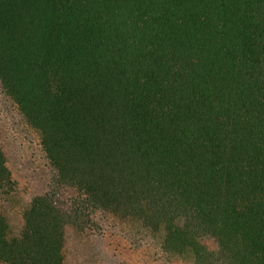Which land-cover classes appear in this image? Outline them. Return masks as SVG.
Returning <instances> with one entry per match:
<instances>
[{
	"label": "trees",
	"instance_id": "trees-1",
	"mask_svg": "<svg viewBox=\"0 0 264 264\" xmlns=\"http://www.w3.org/2000/svg\"><path fill=\"white\" fill-rule=\"evenodd\" d=\"M0 91L57 172L18 237L0 213L1 262L65 264L72 228L264 264V0H0Z\"/></svg>",
	"mask_w": 264,
	"mask_h": 264
},
{
	"label": "rangeland",
	"instance_id": "rangeland-1",
	"mask_svg": "<svg viewBox=\"0 0 264 264\" xmlns=\"http://www.w3.org/2000/svg\"><path fill=\"white\" fill-rule=\"evenodd\" d=\"M0 146L12 175V192H0V213L10 226L9 238L18 237L24 226V214L31 204L57 188V172L42 146L40 134L23 118L18 108L0 91ZM65 197H77L76 190H65ZM106 229L108 216L98 215ZM108 235L85 237L72 228L65 229V264H164L159 257L130 249L128 238L119 229H107ZM125 230V229H123ZM153 250V249H152ZM154 251V250H153ZM0 264H6L0 261Z\"/></svg>",
	"mask_w": 264,
	"mask_h": 264
}]
</instances>
